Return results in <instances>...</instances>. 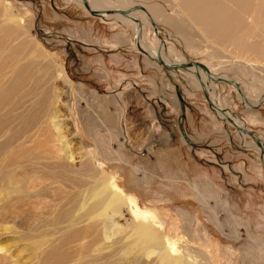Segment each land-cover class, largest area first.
<instances>
[{"label": "rangeland", "instance_id": "1", "mask_svg": "<svg viewBox=\"0 0 264 264\" xmlns=\"http://www.w3.org/2000/svg\"><path fill=\"white\" fill-rule=\"evenodd\" d=\"M158 3H162V6L164 4V7L167 5L161 0ZM89 11L77 1L0 0V181L1 105H5L9 98L14 99L10 100L9 105H13L18 98L23 102L16 103L20 109L13 115L20 122L15 135L24 139L32 134L35 139L34 145L29 149L33 158L29 156L24 160L30 158L31 162H44L48 166L46 170L53 167L56 172L53 169L47 171L51 178L58 174L61 178L63 171H66V190L69 189V192L72 187L76 186L77 189L79 186L78 189L87 194V188H91L93 181L96 180L102 186L106 184L108 177L112 178L109 171H120L137 178L138 172L132 170V165L107 160L104 168L100 165L101 162L93 158L92 152L111 153L110 148L117 150L124 143L126 150L141 147L151 139L159 142L163 139L164 132L174 140L182 154L192 161L188 163L194 168L193 180L206 182L207 176L211 175L220 192L209 191L206 194L203 188H198L196 194L203 204L192 192L189 199H181L182 205L196 210L201 217L197 216L194 223L192 222L195 219L191 221L194 216L186 210L181 211V214H174L171 207L165 208V197H169V193L173 195L171 191L176 192L179 187L175 183L170 189L163 186V204L158 202L156 207L147 210L154 213L156 211L161 218L169 220L167 225H172L168 228L170 233L176 230L175 232L188 234V242L194 245H183L186 254L188 253L187 257L192 259L187 262L194 260L198 264H264V246L260 244L264 242V156L262 159L256 145L253 146V138L242 135L228 119L217 115L207 100L206 91L197 88L194 80L196 77L182 69L178 72L163 67L158 63L159 60L151 59L146 53L139 51L141 42L138 37L141 38L142 34H135L134 28L119 21H104V18ZM159 21L155 28L145 26L146 38H153L156 32L163 43L165 41L166 45L174 46L175 51L183 53L189 62L206 61L218 72L246 86V99L230 82L216 84L217 96L221 105L230 106L234 116L245 120L244 128L258 135L264 143V100L258 102L256 98L257 93L264 90V19L258 23L253 19L243 21L242 29L239 26V32L230 34L232 38L228 39L226 38L230 35L218 39L205 31V42L201 43L204 48L200 49L204 53L186 48L182 38L184 34H178L164 20ZM220 45L228 57L216 60L206 55L205 51L211 52ZM242 46L254 48L256 54L242 52ZM231 59L236 62L230 61ZM221 61L225 63L221 64ZM240 62L249 64L250 73L247 69L242 70ZM61 66L71 79L69 81L72 87L68 82L59 81L57 75ZM251 73L258 75L252 77ZM154 82L158 88L153 86ZM254 103L257 105H253ZM251 104L253 107L248 108ZM55 107L57 113L53 112ZM53 113L57 118L52 119ZM52 120L58 122L63 135L70 142L74 160L67 159L61 151V143L54 139ZM115 128L123 130L122 133L109 132V129L118 130ZM151 130L153 135L149 137ZM96 136L108 143L106 150L98 148L91 140ZM138 153L140 156L144 153L148 155L149 150L144 149ZM49 162L53 164L50 165ZM58 162L63 163L60 165ZM82 162L86 163L83 165ZM240 162L245 171H240ZM54 165H59L58 169ZM74 170L79 171L77 176ZM76 182L78 183L74 184ZM45 183L47 182H43L41 186ZM193 185L196 187V184ZM207 185L209 186L208 183ZM132 186L142 195L150 191L142 190L135 184ZM108 191H112L111 185ZM45 192H50L47 203L50 202L58 212L59 204L55 194L61 192L58 189ZM84 193L83 197L86 195ZM102 194L100 199L106 197L108 192ZM130 197L127 196V199ZM131 199L137 202V199ZM4 203L18 204L6 200ZM4 203L0 201V245L5 246L8 251H0V258H4L3 264H127V257L131 260L130 264H156L154 258L146 259L143 255L133 258L137 254V248L128 255L120 254V247L123 246L120 245L121 242H139V237L132 228L138 227L139 213H143L146 208H142L138 202V213H134L130 206L122 207V216L117 217V220L126 230L106 243L98 232L102 227L100 220L89 225L98 235L93 230L85 233L87 220L86 223L75 224L80 231H72L66 223L63 224V220L55 219L56 212L51 216L50 225L38 220L35 222L40 225L38 227L39 225H33L34 221L21 220L17 213H3L5 217L1 218ZM205 207L208 215L204 211ZM213 216L224 229L220 231L216 227L211 221ZM180 217L189 219L187 226L181 224ZM54 221L60 224L53 225ZM201 221L203 225L200 224ZM189 225L186 229L189 232L183 231L182 228ZM32 226L35 228L30 229ZM5 227L9 229H2ZM94 235L95 238L99 236L101 242L95 244ZM83 237L86 238V244L94 246L85 247L77 243ZM114 248L118 252L108 259ZM80 249H84V252H79ZM204 250L212 252V260L215 262H201ZM97 255L105 260H100ZM59 257L65 262L57 263Z\"/></svg>", "mask_w": 264, "mask_h": 264}, {"label": "bare ground", "instance_id": "2", "mask_svg": "<svg viewBox=\"0 0 264 264\" xmlns=\"http://www.w3.org/2000/svg\"><path fill=\"white\" fill-rule=\"evenodd\" d=\"M68 1H77L82 5L83 8L85 7L89 9L90 13H92L91 11H98L101 14L99 17L104 18V21L105 20H109L113 22L119 21L123 25H127L134 28L135 34L138 35L142 34L141 38L138 37V41L141 42L139 46V51L146 53L151 59L159 60L158 63H160L163 67H165L164 64H162L164 62L169 66L177 67L176 69L171 68L172 70H176L178 72L179 71L181 72V69L188 71L190 74L196 77L194 78V80L196 81L195 83L197 88L206 91L210 101L214 105V107H212L213 110H215V112L220 118L228 119L231 122V124H233L234 126L237 125L239 127H243V128L245 127V120L240 119L237 116H234L232 110H230L231 109L230 106L221 105L222 103L219 101L218 99L219 97L217 96L216 84L220 82H224V83L230 82L232 86L238 91V93L245 99L247 94L246 86L240 83L239 81L232 80L227 75L218 72L216 69H214V66L212 64L206 61L189 62L183 53L175 51V49L173 48L174 46L172 47L166 45L165 41L163 43V40L157 37L158 35L156 32H154L153 38L151 39L146 38L145 26H151L155 28V26L158 25L159 20H164L167 24L172 25L178 34H180L181 36L184 34L182 38L184 40L186 48L190 50H194L196 52H203L200 51V49L204 48V46L201 43L205 42V39L203 37L205 35L204 33L205 31L206 32L208 31V33L213 38L215 37L221 39V38H226L230 34L234 35L237 31L239 32V29L240 30L242 29L241 23L243 21H247V20L251 21L253 19L256 20L257 23L260 22L261 19H264V0H161L167 3L166 7H164L165 6L164 4L162 6L161 5L162 3L161 4L158 3L160 0H121L117 2H106L104 0H68ZM160 22L161 21H159V23ZM239 26H241V28H239ZM237 28L239 29L237 30ZM228 38H232V36L230 35L226 39ZM218 39L217 42H219ZM206 46L209 47V45ZM217 48L221 50H218ZM217 48L213 49V51L211 52L205 51L206 55L209 56V58L216 60H223L224 58L228 57V55H226L225 52L222 50L223 49L222 45H220ZM241 48H242L241 51L244 53H249V52L255 53L254 48H244L243 46ZM261 50H259V52ZM230 61L236 62V60L234 59H231ZM220 63L223 64L225 63V61H221ZM248 65L249 64L247 63L240 62V66L243 68L242 70L245 69L248 70ZM250 75L254 77L257 76L258 74L251 73ZM57 77L58 79H60L59 81L63 80L64 83L68 82L71 85L70 87H72V83L71 81H69L71 79L64 72L62 66L59 69V73ZM256 91H258L257 88ZM257 94L258 95L256 98L258 102L264 100V90L262 92H258ZM10 100H14V99L9 98L7 99L5 105H1V110L3 111V113H1L0 201H3L4 203V200H6V202L9 203L17 202L18 204L7 205L4 203V207H2L1 210V218L5 217L3 216L5 213H9L13 215L17 213L18 217L23 221H29V220L34 221L33 225H36L35 222L38 220H40V222L42 223H45L46 225L48 224L50 225L51 216L54 212H56L57 217L55 219L63 220L62 221L63 224L66 223L67 227L71 228L72 231H75V229H77V231H80L81 229L79 230L78 226L75 227V224L79 225L87 220L88 222L87 223L85 222L86 223L85 228L87 227L84 230L85 233H88L91 230H93L94 232V228H92L89 225L96 223L97 221L100 220L101 222L100 226L102 227L101 230L98 232L102 235L103 242L106 243V241L114 240L116 238L115 237L116 235L126 230L122 225L119 224L117 220V217L122 216L121 214L122 207L128 206L127 208H129L130 206L131 209L134 210V213L135 212L138 213L140 212V209L138 208L137 202L131 199V197L130 199H127V195L121 190V188H119V186L116 185L115 183L116 181L114 182L113 178H109V177H108V181L106 180L107 182H105L106 184L102 186H100V184H97L98 182L96 180L93 181L94 184L91 186V188L90 189L87 188L88 189L87 194L82 192L81 189H78L79 188L78 185H77L78 186L77 189L76 186L72 187L71 192H69L70 191L69 189H68L69 191L66 190L67 178L64 175L66 171H63L64 172L63 176L60 172V175L62 176L60 178L58 174L59 171L57 170L58 171L57 174L59 177L56 174L57 177L52 176L51 178L49 177V173H48L49 170L53 169L56 172V169L52 167V168H48L49 170H46V167L48 166L44 162H37V161L31 162L30 158H28V160H24V158L32 156L31 154H29V152L35 143V139H33L32 134L25 137L24 139L15 135L18 125H20V122H18L17 119H14L13 115L15 111H17V109H20L18 108L16 103L21 101L20 103L22 104L23 102L21 99L19 100L18 98L13 105H9ZM55 102L58 103L59 100ZM256 103H254L253 105H257ZM23 107H25V105ZM251 107H253L252 104L248 108ZM224 109L226 111H223ZM22 111L21 113L25 112ZM53 112L57 113L56 107L54 108ZM54 113L52 119L57 118L56 117L57 115H54ZM20 115L22 116V114ZM19 118L20 117H18V119ZM21 119L24 120L23 118ZM52 122L54 126L53 130L55 131L54 139H57L61 143V151L65 153L67 159L74 160V154L71 152L70 142L63 135V131L61 130V127L59 126L58 122H54L53 120ZM241 134L250 136L249 134L244 132H241ZM253 136H255L260 142H262L264 146L262 139L258 135L253 133ZM253 136H250L254 140L253 146L255 145L257 146V147L255 146V148L259 150L261 158L263 159L264 150L262 149L259 142H257V139H255ZM62 163L63 162L59 164L61 165ZM85 163L86 162H82L81 164L84 165ZM51 164H53V162L50 163V165ZM58 166L56 165L55 167L54 165L55 168H57ZM86 166L88 165L86 164ZM62 167L65 168L64 166ZM66 169H67V165H66ZM68 169H70L69 166ZM71 170L73 171L72 168ZM78 172L79 171L77 170L75 174L76 176ZM108 173L109 172H107V174ZM70 178L72 179L71 176ZM76 178L77 177H75V179ZM175 178H180V177L176 176ZM43 182H47V183L41 186ZM78 182L74 184H77ZM54 184H58V185L56 186ZM110 185L112 186V191L109 192L108 189ZM191 187L194 190L196 188L192 183H191ZM50 189H58L59 192H61V194L58 195L55 194L56 195L55 197L58 200V204H59L58 212L57 209L50 204V202L47 203L48 194L50 192L46 193L45 191H49ZM103 192H108V194H105L106 197L100 199L101 198L100 195ZM171 192L174 195L173 191ZM82 193L86 195L83 197ZM65 208H66L65 212H62V210H64ZM20 211H22V213H20ZM139 216L137 215V217H139L138 227L134 226L135 228H132L134 234L138 235L137 237H139V239L137 241L139 242L131 243V242H127L126 240L123 242L119 240L121 242L120 245H123L120 247L121 250L120 254L128 255L132 250L137 248V254L135 255L133 254V252L136 251L132 252L131 256L134 255L133 258H136V255L139 256L143 255L146 259L154 258L156 260L155 262L156 264H198L194 260L191 262H187L188 260H192V259L187 257L188 253L186 254L185 247L183 245L189 247L194 245V243L192 244V242L191 243L188 242L187 233L181 231L175 232L176 230L174 231V233H170L169 229L172 225H170V227L169 225H167V222L169 220L166 221L163 218H161V215L156 214V211L154 213L145 209L143 213H139ZM54 224H56L55 221L53 222V225ZM38 227H40V225ZM34 228L35 227L32 226V228L30 229H34ZM2 229L8 230L9 227H5ZM96 229L97 228L95 227V230ZM75 233L76 232H74V234ZM94 234L97 233L94 232ZM85 239H86L85 237H83L82 239L80 238V240L77 241V243L84 245L85 247L94 246L91 244L90 245L86 244ZM99 242H101L99 240V236L95 238L94 235V243L98 244ZM260 244L264 246L263 241L260 242ZM3 250L8 251V249H5V246L0 245V251L2 252ZM114 250L115 248L111 251V253H109L108 259L112 258L115 255V253L118 252L116 250L115 252ZM79 252H84V249H80ZM211 253L209 251L204 250L202 255L203 258L201 262L213 261L212 260L213 257L211 256ZM100 257L101 256H99V258ZM102 258H100V260H102ZM0 259H1L0 264H3L2 262V260L4 259L3 256ZM62 259L63 258L59 257V259H57L58 260L57 263L65 262ZM126 261L127 264H130L131 262L130 258L128 257Z\"/></svg>", "mask_w": 264, "mask_h": 264}, {"label": "crops", "instance_id": "3", "mask_svg": "<svg viewBox=\"0 0 264 264\" xmlns=\"http://www.w3.org/2000/svg\"><path fill=\"white\" fill-rule=\"evenodd\" d=\"M153 86L157 87L155 82ZM148 116L151 118V113H149ZM115 129L118 130L109 129V132H113L114 134L116 133L118 134L119 132L121 134L123 131L120 128H115ZM152 132L153 131L151 130V132L149 133V137L153 135ZM155 132H159V130L158 131L155 130ZM91 140L94 141V144L97 145L98 148H103L106 150L105 146L106 144L108 145V143L100 139L99 136L91 138ZM110 149H111V153L108 152L107 154L106 151L102 153L91 151L92 156L93 158H95V160L97 159L99 162H101L100 165L104 168H106L104 162H106L107 160H111L115 162H125L133 166L131 167L132 170L135 173L138 172L137 178L132 177L131 175H127L126 173L123 174L120 171H116L115 173L112 171L109 172H111L110 174L114 182L116 181L115 182L116 185L119 186L127 196H131L137 199L136 201L142 208L148 209V208L156 207L158 202H161L163 204V186H168V189H170L173 187V184L175 183L177 186L179 185L180 186L177 188L176 192L173 191L174 196L169 193L168 194L169 197H165L164 200V203H166L165 208L171 207L173 209L171 212L174 214H177L178 212L179 214H181L180 213L181 211L186 210L189 214H192L194 216L193 219H191V221L195 219L192 222L194 223L196 221V217L197 216L200 217L198 212L196 210H190L189 208L182 205V203H180L181 199L183 198L189 199L190 193L192 192V194L201 202V200L197 197L196 194L198 188L201 189L203 188L206 194H208L209 191L210 193H212V191L220 192L219 190H217L218 187L216 186V182L213 181V179H211V175L207 176L206 178V182L209 184V186L204 181L199 182L197 179L193 180L192 175L194 168L191 167V163H188L192 161L188 160V158L185 157L184 154H182V151L175 146L174 140L164 132H163V139L160 140L159 142H156L155 140L151 139L141 147H131V148H127L126 150V143H124L123 146L119 145V148L117 150L114 148H110ZM123 149H124V153H122ZM144 149L149 150L148 155L144 153L143 155L140 156L138 152ZM164 164L165 167H163ZM170 165L172 167H170ZM239 167H240V171L241 170L245 171L242 162L239 163ZM176 176L180 178H175ZM191 183L196 184L195 190L191 187ZM132 184L141 187L142 190H150V191H148L146 195H142L136 189L133 188ZM220 196L221 193L219 194V197ZM226 200L228 199L226 198ZM175 206H178L179 208L177 209L175 208ZM205 209L206 207L204 208V211ZM190 211L192 213H190ZM180 218H181L180 221L181 224L183 226H186L188 220H185L182 217ZM211 221L215 223L216 227L220 231L224 229L220 227V225L218 224L219 221L217 222L215 216H213V220L211 219ZM200 224L203 225V221H201ZM189 227L190 225L188 227H183L182 229L183 231L189 232L188 230H186Z\"/></svg>", "mask_w": 264, "mask_h": 264}, {"label": "water", "instance_id": "4", "mask_svg": "<svg viewBox=\"0 0 264 264\" xmlns=\"http://www.w3.org/2000/svg\"><path fill=\"white\" fill-rule=\"evenodd\" d=\"M91 12H92L91 14H93V15H95V16H100V15H101L98 11H91ZM162 64H164V66H165L166 68H169V69H171V68L176 69V68H177V67H175V66H169V65L165 64L164 62H163ZM206 96H207V98H208L207 100L209 101L210 105H211L212 107H214V105H213L212 102L210 101V99H209L207 93H206ZM231 121H232V120H231ZM235 127H236L237 129H239L241 132H244V133L249 134L250 136H253V132L249 131L248 129L243 128V127H239V126H237V125H235ZM253 137H254L255 139H257L255 136H253ZM257 142H259V144L261 145L262 149L264 150V146H263L262 142H260L258 139H257Z\"/></svg>", "mask_w": 264, "mask_h": 264}]
</instances>
